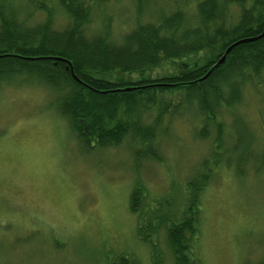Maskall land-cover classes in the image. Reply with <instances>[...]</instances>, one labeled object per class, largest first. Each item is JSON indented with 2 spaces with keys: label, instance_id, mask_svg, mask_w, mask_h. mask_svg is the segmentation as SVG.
<instances>
[{
  "label": "rangeland",
  "instance_id": "1",
  "mask_svg": "<svg viewBox=\"0 0 264 264\" xmlns=\"http://www.w3.org/2000/svg\"><path fill=\"white\" fill-rule=\"evenodd\" d=\"M188 1L203 0H148L143 12L150 20ZM108 2L113 36L121 38L133 28L138 4ZM249 78L237 109L242 117H234L231 108L221 110L223 145L215 148L214 138L201 140L204 118L188 110L163 126L157 144L161 162L142 161L135 170L125 149L81 155L69 123L43 88L3 86L0 264H111L125 255L141 264L166 257L165 264H174L163 244L153 250L139 239L130 195L141 180L152 197L166 192L183 196L181 181L207 158L214 176L202 195L195 255L200 264L264 262V166L255 167L256 160L264 161V73ZM237 167L246 169V175H238Z\"/></svg>",
  "mask_w": 264,
  "mask_h": 264
},
{
  "label": "trees",
  "instance_id": "2",
  "mask_svg": "<svg viewBox=\"0 0 264 264\" xmlns=\"http://www.w3.org/2000/svg\"><path fill=\"white\" fill-rule=\"evenodd\" d=\"M18 1L0 0V89L36 84L54 92V109L69 123L84 153L126 146L139 165L161 162L157 144L163 126L188 110L204 118L201 140L209 128L220 132L214 140L218 148L225 136L220 111L239 105L250 75L264 73V37L243 41L264 32V0H253L250 9L244 8L249 0H203L194 17L184 6L177 7L148 25L138 23L121 38L112 35V20H99L95 13L98 6L102 12L108 8V0H53L54 13L38 9L42 1ZM135 1L137 14L142 13L148 0ZM237 5L242 7L238 23L228 24L227 16ZM57 16L63 21L60 27L53 25ZM238 41L243 42L230 51L224 65L197 81ZM127 86L132 90H122ZM245 150L253 159L252 151ZM260 160L256 171L264 166ZM209 165L207 158L187 179L188 203L183 208L152 197L140 180L131 194L139 239L155 250L159 241L151 229H164L177 264H200L194 250L202 195L214 176ZM236 170L246 175V169ZM178 214L184 219L176 220ZM111 264L140 262L125 255Z\"/></svg>",
  "mask_w": 264,
  "mask_h": 264
},
{
  "label": "bare ground",
  "instance_id": "3",
  "mask_svg": "<svg viewBox=\"0 0 264 264\" xmlns=\"http://www.w3.org/2000/svg\"><path fill=\"white\" fill-rule=\"evenodd\" d=\"M18 1V0H17ZM26 1V0H25ZM34 1H42V2H39L38 3V7H40V8H38V9H42V10H44V11H42V12H45V11H49V12H51V13H54V12H56V9H55V7L53 6V5H50L51 4V2L53 3V0H34ZM120 1V0H119ZM19 2V1H18ZM198 3L199 2H197V3H194V5H192L191 3H189V1L187 2V3H184V11L190 16V17H194L195 16V13L197 12V8H198ZM253 3V0H249L246 4H245V7L244 8H246V9H250L251 8V6L253 5L252 4ZM10 4H13V2L12 1H10ZM42 7V8H41ZM110 10V4H108V8H106L103 12H102V10H101V7H97L96 9H95V13H96V15H97V17H98V19L100 20H102V19H104V17H107L108 18V11ZM241 11H242V7L241 6H239V5H237V6H235V8L229 13V16H227L228 18H227V20H228V24H234V25H236L238 22H237V20H238V16H239V14L241 13ZM38 12H40L39 10H38ZM41 13V12H40ZM63 16V15H62ZM58 17V16H57ZM57 17H54L55 18V20L57 19ZM60 17V16H59ZM61 18V17H60ZM154 18V17H153ZM236 18V20L234 21V19ZM69 19H67L66 18V16L64 17V21L67 23V21H68ZM151 20V19H150ZM150 20H149V18L147 17V14L146 13H144V12H142V13H139V14H137L136 15V17H134V26H133V28L138 24V23H140L141 25H148L149 23H151L150 22ZM61 23L63 24V21H62V19H61ZM61 23H59V21H58V19H57V21H54L53 20V25L55 26V27H60L62 24ZM133 28H132V30H133ZM132 30H130L129 32H131ZM112 35H114V33H112ZM264 37V32L261 34V35H259V36H257V37H255V38H253V39H256V40H259V39H262ZM228 50V49H227ZM227 50L225 51V53H224V55L220 58V59H222L223 57H226L225 58V61H224V63H222V65H224L225 64V62H226V60H227V57H228V55H226V52H227ZM220 59H218V61L220 60ZM218 61H215L210 67H209V69L207 70V73L203 76V77H201L199 80H197V81H202V79L204 78V77H209L212 73H213V71L216 69V68H218V67H220V66H222V65H219V66H216L217 65V63H218ZM205 78V79H206ZM204 80V79H203ZM246 85V84H245ZM39 87H41V86H39ZM245 87V86H244ZM41 88H43L44 90H46V92H47V94L49 95V98L50 99H48V101H50L51 103H53L54 102V99H55V94H54V92H50L48 89H45L44 87H41ZM126 89H131V87L130 86H127L125 89H122V90H126ZM243 92H244V88H243V90H242ZM243 94V93H242ZM238 107H239V105H235V106H232V107H230L232 110H234L233 112L236 114L234 117H242L241 116V113H238ZM230 108H226V107H224L223 109H230ZM220 114H221V111H220ZM218 117H221V115H219ZM209 131L210 132H206V135H205V139L206 140H209V139H213V140H216V136L217 135H219L220 134V132H219V134L216 132V131H214V129H211L210 130V128H209ZM225 132H226V129H225V127H224V130L222 129L221 130V133H223V134H225ZM75 141H76V145H77V147H78V149L79 150H81L82 151V149L80 148V145H81V143L79 142V140L76 138L75 139ZM115 149H125L126 150V152L128 153V156H129V158H130V160H131V162H132V164H133V169L135 170V168H134V166L135 167H137L139 164H138V162L136 161V159H134V156L132 155V153L130 152V150H128L127 149V147L126 146H120L119 148H115ZM92 153V152H91ZM81 155H86V154H90V153H84L83 151H82V153H80ZM162 154V153H161ZM214 156V155H213ZM152 162H154V161H152ZM156 162V161H155ZM229 164H231V163H227V165L226 166H228L229 167V169H234L235 168V166H232V165H229ZM209 169H210V166H209ZM211 170V169H210ZM218 171V170H217ZM217 171H214V173L215 172H217ZM239 175V174H238ZM193 178V174L192 175H190V177H188V179H192ZM141 181V180H140ZM142 182V181H141ZM181 182H183V183H185V192H183V196H181V193L179 194V195H176V196H171L172 194L171 193H169V192H166L165 194H163V195H161V199L162 200H165V201H167L168 202V204L171 206V208H175V209H178L179 207H181V208H183V207H185L186 206V203H188L187 202V197H188V190H186L187 188H188V186H187V182L186 181H181ZM144 185H145V183H144ZM134 189V188H133ZM132 192H133V190H132ZM132 192H131V194H132ZM150 193V192H149ZM130 198H131V195H130ZM185 201V202H184ZM134 213V212H133ZM177 219L176 220H178V221H180L181 219H184V217H182V215H177V217H176ZM199 222H200V219H199ZM159 228H157V226L156 227H153L151 230H153V232H155V237L159 240V242H160V244H163L164 245V248H165V253L167 252V250H168V252H169V254H170V256L171 255H173V253H172V250H171V247H170V245L168 244V242H167V240H164V241H160L161 240V236L163 237H166V234H165V232H164V229H160V230H158ZM153 236V237H154ZM166 239V238H165ZM144 242V241H143ZM145 243H147V244H149L148 242H145ZM150 245V244H149ZM151 246V248H152V245H150ZM163 248V249H164ZM153 249V248H152ZM154 250V249H153ZM152 250V251H153ZM154 252V251H153ZM152 253V252H151ZM155 253V252H154ZM150 255H154V254H150ZM167 255V254H166ZM152 257V256H151ZM136 258V257H135ZM136 260H138L137 258H136ZM139 261V260H138ZM140 262V261H139ZM165 262L167 263V262H169V260H167V257H166V259H163V261L161 260V262H154L155 264H165ZM140 264H141V262H140ZM174 264H177L176 263V261L174 260Z\"/></svg>",
  "mask_w": 264,
  "mask_h": 264
},
{
  "label": "water",
  "instance_id": "4",
  "mask_svg": "<svg viewBox=\"0 0 264 264\" xmlns=\"http://www.w3.org/2000/svg\"><path fill=\"white\" fill-rule=\"evenodd\" d=\"M251 40H256V39H246V40H243V41H244V42H249V41H251ZM243 41H238V42L234 43L231 47H229L228 50H227V52H226V55H228V54L230 53V51H231L235 46L239 45V44L242 43ZM225 58H226V57H223L222 59H220V60L218 61V63H217L216 66L222 65V63H224V61H225ZM205 78H206V77H204L203 79H205ZM203 79H202V80H203ZM130 90H132V89H126L125 91H130Z\"/></svg>",
  "mask_w": 264,
  "mask_h": 264
}]
</instances>
